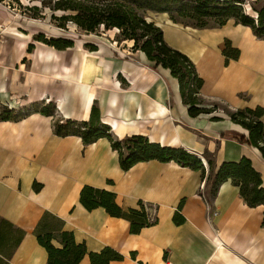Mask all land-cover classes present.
Returning a JSON list of instances; mask_svg holds the SVG:
<instances>
[{"label": "crops", "instance_id": "obj_1", "mask_svg": "<svg viewBox=\"0 0 264 264\" xmlns=\"http://www.w3.org/2000/svg\"><path fill=\"white\" fill-rule=\"evenodd\" d=\"M148 16L203 80L199 114L189 113L170 70L153 67L142 51L132 52V41L117 42L115 29L98 43L79 47L73 41L66 49L36 41L40 32L8 35V45L0 46V106L28 110L46 99L63 118L87 121L96 104L116 139L142 135L151 143L183 148L201 160L205 176L208 157L214 173L223 162L244 157L264 186V159L246 143L248 130L215 107L264 109V38L233 20L196 28L173 22L166 13ZM226 44L238 50L236 58L224 55ZM52 119L32 111L0 120V218L24 233L10 264L47 263L35 235L45 212L62 220L63 229L88 252L110 247L123 256L109 264H264V206L249 207L230 181L221 183L208 203L200 171L155 159L122 170L108 139L85 145L79 136H58ZM261 121L264 125V115ZM85 185L114 192L123 209L137 208L138 201L151 205L148 212L157 222L131 233L126 219L81 205ZM175 213L182 223L174 222ZM78 264L91 263L84 256Z\"/></svg>", "mask_w": 264, "mask_h": 264}, {"label": "trees", "instance_id": "obj_2", "mask_svg": "<svg viewBox=\"0 0 264 264\" xmlns=\"http://www.w3.org/2000/svg\"><path fill=\"white\" fill-rule=\"evenodd\" d=\"M100 1L56 0L53 10L73 12L60 16L59 19L72 21L87 34L97 33L101 29L104 32L118 30L115 37L117 42L132 41V52L142 51L152 62L153 67L161 66L170 70L171 75L179 82L183 101L189 106L191 115L201 112L196 104H199L203 80L198 76L194 64L186 55L166 44L162 30L152 21H148L144 12L166 13L173 22L196 28L218 27L233 20L236 24L249 26L255 35L264 38V5L257 11L255 17H251L243 12L240 5L242 0ZM40 3L45 8L43 0ZM28 9L35 12L40 10L38 6H30ZM182 19H189L192 22L188 23ZM209 21H212L213 25H209ZM58 27L64 28L63 25ZM34 39L56 49L73 46V40L67 38H47L44 34H38ZM32 48L33 45L30 44L27 50L30 52ZM223 52L227 58L238 56V50L232 49L229 44H226ZM32 111L52 116L53 131L58 136L76 135L85 145L100 138L108 139L112 149L118 152L122 170H128L142 161L154 159L161 162L174 161L180 166L201 172L208 187V196L204 195L208 203L209 196L213 197L216 194L219 185L230 181L239 188L240 196L249 207L264 206V186L261 176L247 158L243 157L235 162H223L214 173L212 161L208 157L209 174L205 176L206 171L201 160L183 148L175 149L151 143L142 135H132L123 139L114 138L110 127L101 122L96 104L92 105L90 118L87 121L65 119L57 113L52 101L45 100L36 103L28 110H15L7 105L0 106V120H18ZM228 115L234 123L248 130L246 143L256 147L264 159V125L261 121L264 109L259 107L238 109ZM115 197L114 192L85 185L80 191L79 201L89 211L102 207L110 216L126 219L130 225V232L133 234L157 222L156 215L151 216L148 212L151 205L138 201L137 208L123 209L116 203ZM182 203L183 201L180 202L179 209ZM173 219L176 224L184 221L178 213L174 214ZM262 226H264V216ZM13 231L16 232V237L9 234ZM23 235L22 231L0 218V264H10L12 251ZM35 235L38 243L47 252L46 264H78L84 256H88L91 264H109L112 260L123 259L121 254L110 247H104L99 252H88L84 244L76 243L72 232L63 229V221L48 212L43 214L35 229ZM52 241L58 242L60 247H55Z\"/></svg>", "mask_w": 264, "mask_h": 264}, {"label": "rangeland", "instance_id": "obj_3", "mask_svg": "<svg viewBox=\"0 0 264 264\" xmlns=\"http://www.w3.org/2000/svg\"><path fill=\"white\" fill-rule=\"evenodd\" d=\"M41 1L42 0H19L17 2L14 0L0 1V46L6 47L8 45L11 39L10 37L8 38V35L30 34L31 36L39 32L47 37L70 38L75 42L76 46L79 47H82L84 42L98 43V40L106 38V32L102 29L99 32H103L104 36L97 33L87 34L78 28L72 21H62L59 19L60 16L72 14L73 12L53 10L56 0H43L45 8L41 5ZM107 1L112 0H106V2ZM240 5L243 12L251 17H255L257 11L264 5V0H242ZM30 6H38L40 8L39 12L28 9ZM149 13L150 12L147 11L144 12L148 21H150L148 19ZM151 13L155 14L154 12ZM183 21L188 23L192 22L189 21V19H184ZM208 24L213 25V22L209 21ZM58 25H63L64 28L58 27ZM4 53L1 55H4L5 58H12L11 55ZM24 64V66L27 67L29 64L28 60H26ZM21 68L23 69L24 67ZM215 107H220L225 113L232 112L226 107L218 104H216Z\"/></svg>", "mask_w": 264, "mask_h": 264}, {"label": "built area", "instance_id": "obj_4", "mask_svg": "<svg viewBox=\"0 0 264 264\" xmlns=\"http://www.w3.org/2000/svg\"><path fill=\"white\" fill-rule=\"evenodd\" d=\"M116 30V29H115ZM117 32H118V30H117ZM164 264H171L169 261H166Z\"/></svg>", "mask_w": 264, "mask_h": 264}]
</instances>
